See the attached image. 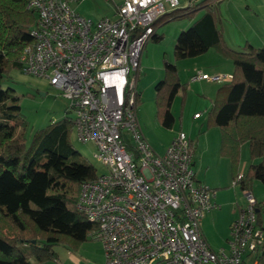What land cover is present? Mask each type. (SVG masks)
I'll return each mask as SVG.
<instances>
[{
  "label": "built area",
  "instance_id": "built-area-1",
  "mask_svg": "<svg viewBox=\"0 0 264 264\" xmlns=\"http://www.w3.org/2000/svg\"><path fill=\"white\" fill-rule=\"evenodd\" d=\"M72 1L29 0L36 21L19 62L22 71L46 78L69 100L75 137L93 142L94 156L106 168L80 183L76 203L96 224L88 238L102 244L97 264H245V254L255 263L263 237L256 234L257 200L250 189H241L244 203L227 248L212 249L200 221L218 205L214 191L196 179L190 138L179 130L157 153L138 121L140 58L156 31L153 22L194 0H122L112 16L96 19L77 13ZM191 79L223 83L231 73L197 70ZM241 177L239 172L236 180Z\"/></svg>",
  "mask_w": 264,
  "mask_h": 264
},
{
  "label": "trees",
  "instance_id": "trees-1",
  "mask_svg": "<svg viewBox=\"0 0 264 264\" xmlns=\"http://www.w3.org/2000/svg\"><path fill=\"white\" fill-rule=\"evenodd\" d=\"M220 1L194 0L160 15L153 26L177 18L190 20L176 36L175 60L213 48L232 61L231 79L217 87L205 124L218 127L219 154L229 159L234 181L239 173L240 147L248 144L249 164L236 180L243 189L250 188L253 179L264 184V43L229 46L213 4ZM28 3L0 0V264L56 261L55 245L76 250L96 228L76 207L80 183L95 177L96 168L80 157L72 144L73 118L65 114L46 124L26 143L27 123L19 96L10 86H3L10 71L21 68L19 54L32 39L30 28L36 13ZM162 37L156 31L152 35L155 40ZM185 84L176 64L165 60L154 100L155 114L166 127L174 122L171 104L176 94L181 103L184 100ZM262 207L264 199L257 200L256 227L263 240L254 264H264Z\"/></svg>",
  "mask_w": 264,
  "mask_h": 264
},
{
  "label": "rangeland",
  "instance_id": "rangeland-1",
  "mask_svg": "<svg viewBox=\"0 0 264 264\" xmlns=\"http://www.w3.org/2000/svg\"><path fill=\"white\" fill-rule=\"evenodd\" d=\"M185 0H180L183 4ZM217 8L223 36L227 44L233 48H239L246 40L260 46L264 42V0H221L213 2ZM71 7L85 17L96 19L101 16L112 15L115 4L111 0H73ZM190 24L188 18H177L162 23L156 28L157 33H162L161 39L150 38L146 43L141 56V67L138 74V85L141 102L137 104V115L142 133L151 146L157 152L162 153L172 136L179 130L188 133L195 145L199 144L203 152L199 159V170H206L207 180L205 184L214 192H221L228 203H235L244 199L239 184H234L229 159L219 156L220 132L218 127H207L205 124L209 106L214 97L216 88L221 82H207L205 79L191 80L190 72L196 65L213 64L215 60L208 59L210 53L224 59L229 63L228 70H232V61L223 57L215 49L211 48L208 54L175 60L173 49L178 33ZM168 60L179 67V78L185 82V96L181 103V97L176 94L171 104L174 122L171 127L164 126L157 118L155 111V84L163 76L164 61ZM224 64L213 65L214 68L224 69ZM227 65V64H226ZM211 67V66H210ZM211 67V68H212ZM205 73L214 74L209 67H203ZM202 85L207 92L201 93ZM3 86H10L19 96L20 111L26 120V143L33 133L46 124L68 114L73 118V111L69 106V100L61 92L51 86L44 77L27 74L20 68L10 71L7 78L3 79ZM211 93V95L209 94ZM200 110L202 116L194 120L192 113ZM70 139L78 155L90 162L96 168V173L106 171L104 164L95 156V144L91 141L82 142L75 137L72 128ZM126 143H131L129 135L124 133ZM241 162V163H240ZM209 164V165H207ZM249 164V146L246 142L240 147L238 172L247 169ZM196 168V167H195ZM201 168V169H200ZM203 174V173H201ZM219 184V185H217ZM253 195L261 201L264 199V184L253 179L251 182ZM218 190V191H217ZM215 195V193H214ZM218 204V203H217ZM232 206V204H230ZM223 205L218 214L211 211L201 220V229L208 244L214 250L227 247V238L230 234L229 211L230 206ZM234 205V204H233ZM261 223L264 226V207L260 211ZM58 264H97L103 260L104 250L101 242L96 238H88L76 250L55 245ZM245 264H254L253 257L245 254ZM54 261L34 262L33 264H54Z\"/></svg>",
  "mask_w": 264,
  "mask_h": 264
},
{
  "label": "crops",
  "instance_id": "crops-1",
  "mask_svg": "<svg viewBox=\"0 0 264 264\" xmlns=\"http://www.w3.org/2000/svg\"><path fill=\"white\" fill-rule=\"evenodd\" d=\"M111 1H113L114 2V4H115V7H116V5L118 4V3H120L122 0H111ZM114 11H115V8H114V10H113V14H114ZM112 14V15H113ZM111 15V16H112ZM107 16H110V15H107ZM246 42H250L251 44H253L250 40H246ZM264 43V42H263ZM253 45H255V44H253ZM257 46V45H256ZM211 50V48H209L208 50H206L204 53H201L200 55H204V54H208L209 52H211L210 51ZM143 52V51H142ZM143 54V53H142ZM142 54H141V56H142ZM209 57H207L208 59H213V60H215V62L213 63V64H203V66H201V65H198L197 67H196V65L193 67V69L191 70V72H190V77L197 71V70H201V71H203V72H206L205 70H204V68L203 67H209V68H211L213 65H220V64H224L223 66H224V69L222 70V69H219V68H214V67H212L211 69H214V70H212L214 73H230L232 70H228V68L227 67H229V63H227V61H223L224 59H221L220 57H218V56H216L214 53H210L209 55H208ZM227 64V65H226ZM211 66V67H210ZM140 67H141V58H140ZM177 67V66H176ZM140 69V68H139ZM177 70H179V67H177ZM179 72V71H178ZM138 79H139V77H138ZM191 79V78H190ZM192 80V79H191ZM197 81V80H199V79H194L192 82H194V81ZM207 81V80H206ZM207 82H211V81H207ZM202 85H204V84H202ZM201 84L199 85L200 86V88H201V93L202 94H204L205 95V93L207 92V89H204L203 88V86H202ZM217 89V88H216ZM137 98H138V103L139 102H141V96H140V91H139V85H138V81H137ZM216 91V90H215ZM209 94V93H208ZM215 94V93H214ZM209 95H211V93L209 94ZM210 107V106H209ZM201 112L200 110H194L193 111V113H195V112ZM193 113H192V118L194 119V120H197V119H200L201 118V116H202V112H201V114H200V116L199 117H197V118H194L193 117ZM177 133V132H176ZM175 133V134H176ZM175 134L172 136V138L175 136ZM187 135H188V137L190 138V140H191V142H192V144H193V146H194V157H193V164H192V167H193V170H194V172H195V176H196V179L198 180V181H200V182H202V183H204L205 184V182L206 181H204V180H207V177H206V170H207V168L208 167H206V170L204 171V172H201V170H199V159L200 158H202V156H203V152H202V150L200 149V146H199V144L196 146L195 145V142L193 141V139L191 138V136L188 134V133H186ZM171 138V139H172ZM170 139V140H171ZM170 140H169V142H170ZM168 142V143H169ZM168 145V144H167ZM166 145V146H167ZM166 148V147H165ZM219 156H220V158H224L223 156H221L220 154H219ZM241 163V162H240ZM207 165H209V164H207ZM196 167V168H195ZM201 169V168H200ZM245 170L246 169H243V168H241L240 169V172H245ZM201 173H203V174H201ZM207 183V182H206ZM207 185V184H206ZM217 185H219V184H217ZM248 189H250V191L253 193V191H252V186H250V188H248ZM218 191V190H217ZM215 193V195H214V197H213V201L218 205L217 207H214L213 209H211V211H213V212H215V213H217L218 214V212H219V210L221 209V207L223 206V205H230V204H232V206L229 208L230 209V211H229V226L231 225V223H232V221L238 216V213H239V209H240V207L243 205V203H244V199L242 200V201H236L235 203H232V201H230L231 203H228V201H226V199L224 198V196L221 194V192H214ZM256 198V197H255ZM256 200H258L257 198H256ZM234 204V205H233ZM211 211H209L208 213H210ZM208 213H206L205 215H207ZM204 215V216H205ZM203 216V217H204ZM203 217H202V219H203ZM201 219V220H202ZM200 228H201V221H200ZM201 231H202V234H203V236H204V233H203V230L201 229ZM204 238H205V236H204ZM228 239V238H227ZM212 248V247H211ZM220 248H224V247H220ZM219 248V249H220ZM225 248H227V247H225Z\"/></svg>",
  "mask_w": 264,
  "mask_h": 264
},
{
  "label": "water",
  "instance_id": "water-1",
  "mask_svg": "<svg viewBox=\"0 0 264 264\" xmlns=\"http://www.w3.org/2000/svg\"><path fill=\"white\" fill-rule=\"evenodd\" d=\"M256 234L259 235L260 234V230L256 231Z\"/></svg>",
  "mask_w": 264,
  "mask_h": 264
}]
</instances>
